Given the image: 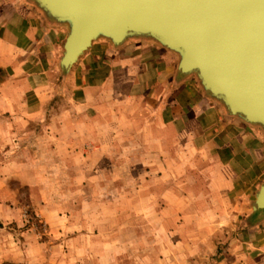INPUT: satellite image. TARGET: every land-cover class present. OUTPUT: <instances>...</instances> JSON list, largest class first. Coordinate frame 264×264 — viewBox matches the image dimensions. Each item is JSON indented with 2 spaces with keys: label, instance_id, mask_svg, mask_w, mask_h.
I'll use <instances>...</instances> for the list:
<instances>
[{
  "label": "crops",
  "instance_id": "0c3cea01",
  "mask_svg": "<svg viewBox=\"0 0 264 264\" xmlns=\"http://www.w3.org/2000/svg\"><path fill=\"white\" fill-rule=\"evenodd\" d=\"M65 36L32 0H0V180L23 146L30 161L38 147L57 162L135 164L139 211L181 235L187 257L221 232L219 264H264V218L250 207L264 183L263 130L226 113L151 40L96 41L65 73Z\"/></svg>",
  "mask_w": 264,
  "mask_h": 264
},
{
  "label": "rangeland",
  "instance_id": "374dc122",
  "mask_svg": "<svg viewBox=\"0 0 264 264\" xmlns=\"http://www.w3.org/2000/svg\"><path fill=\"white\" fill-rule=\"evenodd\" d=\"M31 149L30 161L25 146L16 148V171L8 177L6 169L0 180L7 206L0 215V264H219L221 232L192 244L187 257L181 235L159 226L153 211H139L138 165L104 155L57 162Z\"/></svg>",
  "mask_w": 264,
  "mask_h": 264
},
{
  "label": "water",
  "instance_id": "95a60500",
  "mask_svg": "<svg viewBox=\"0 0 264 264\" xmlns=\"http://www.w3.org/2000/svg\"><path fill=\"white\" fill-rule=\"evenodd\" d=\"M66 36L67 73L92 44L151 40L177 56L225 112L264 132V0H32ZM264 218V183L251 203Z\"/></svg>",
  "mask_w": 264,
  "mask_h": 264
}]
</instances>
